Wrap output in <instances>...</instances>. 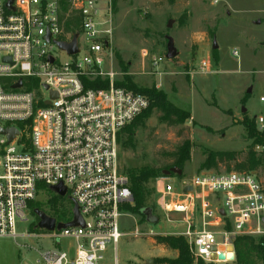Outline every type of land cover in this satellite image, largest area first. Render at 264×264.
Segmentation results:
<instances>
[{"label":"built area","instance_id":"2783aa9c","mask_svg":"<svg viewBox=\"0 0 264 264\" xmlns=\"http://www.w3.org/2000/svg\"><path fill=\"white\" fill-rule=\"evenodd\" d=\"M63 1L79 18L73 55L57 46L74 37L65 30ZM101 2L0 0V129L17 131L9 143L0 134V238L48 240L51 246L29 264H99L109 247L116 260L123 236L119 219L133 203L130 181L118 164V139L149 100L115 85L123 75L114 64L112 0H104L102 9ZM162 61L156 58L152 65ZM207 68L201 64L203 71ZM84 80L104 82L106 88H85ZM254 123L256 169L161 179L162 211L181 216L175 222L184 225L180 234L194 260L230 264L237 237L264 239V115ZM59 184L72 204V216L67 222L52 218L55 225L73 220V203L83 225L48 231L37 220L35 229L45 233H18L16 222H27L29 204ZM68 240L65 249L62 243ZM227 246L232 260L226 258Z\"/></svg>","mask_w":264,"mask_h":264},{"label":"rangeland","instance_id":"374dc122","mask_svg":"<svg viewBox=\"0 0 264 264\" xmlns=\"http://www.w3.org/2000/svg\"><path fill=\"white\" fill-rule=\"evenodd\" d=\"M103 4L104 0L101 9ZM111 5L114 64L123 75L117 83L127 76L140 91L162 92L169 103L190 118L169 125L152 108L148 117L135 119L139 125L130 141L121 132L120 170L129 181L131 174L137 176L143 169L152 171V177L142 184V208L135 210L133 202L119 219L123 236L116 260L109 247L99 264H158L159 259L177 258L178 252L157 245V237H182L184 230V225L175 222L181 220L180 215L164 213L161 208V179L175 181L176 174L165 176L164 172L177 168L183 143L189 141L190 150L179 175L182 177L234 170L253 149V140L240 121L243 113L253 120L264 115V103L259 102L264 97V0H174L172 4L169 0H112ZM103 18L101 11L98 20ZM169 40L176 49L172 60L166 58ZM159 57L163 59L159 66L152 65ZM202 63H207V71L201 69ZM206 150L236 156L229 163L218 164L216 170H200ZM131 190L134 195L132 186ZM36 204L57 222L71 219L70 200L50 189L37 195ZM148 209L158 218L157 223L144 218L143 212ZM26 218V223L16 222L18 233H45L35 229L38 219L29 206ZM70 243L64 241L62 246L67 249ZM50 246L40 237L0 238V264L32 263ZM198 262L193 259L192 264ZM253 264L261 263L254 259Z\"/></svg>","mask_w":264,"mask_h":264},{"label":"trees","instance_id":"16d2710c","mask_svg":"<svg viewBox=\"0 0 264 264\" xmlns=\"http://www.w3.org/2000/svg\"><path fill=\"white\" fill-rule=\"evenodd\" d=\"M172 4L174 0H169ZM63 16L65 18L64 26L65 30L76 35V30L79 26V18L75 16L73 12L69 11V6L66 2L62 3ZM216 50H213L215 52ZM125 76V75H124ZM85 88L91 89H102L106 88V83L100 82L98 80L90 82L83 81ZM116 87L125 88L127 90H131L133 92H137L145 95L149 100L148 108L143 111L137 118L140 117H148L149 110L154 108L158 110L161 115V120L167 122L169 125H179L182 124L183 121L190 118L189 114L178 110L171 103L166 100V96L162 92L156 93L155 91H140L136 89L133 84L130 82V79L126 76L123 82H119L115 84ZM136 118V119H137ZM135 121V119H134ZM132 122L127 127H125L121 132L127 135V142L132 139L135 128L139 125L138 121ZM141 123V122H140ZM240 124L247 131V136L249 139L253 140V144H257L259 140L257 139V133L255 130V124L253 119H248L246 114L243 113L242 120ZM252 125L254 127H252ZM120 142V136L118 139ZM189 150L190 143L189 141H185L183 145L180 147L179 158L177 159L175 166L182 169V165L185 161L189 160ZM206 159L201 164L200 170H211L217 169L218 164L229 163L233 161L236 156V153H224V152H212L206 150ZM257 157L252 152L249 151L247 153L246 159L244 162L236 163L233 171L244 172V171H252L257 168ZM231 171V170H229ZM151 172L147 169H143L136 176L134 174L130 175V183L134 192L133 202L135 204V210L142 208L144 201V188L143 183L151 176ZM39 204L30 203L29 207L31 208V214L33 216V211L37 208L39 209ZM135 212V211H134ZM157 245L164 246L165 248H170L176 250L178 252L177 258L175 259H159L157 260L158 264H192V257L189 254L187 244L182 237L174 238V237H157L156 239ZM155 242V243H156ZM234 252H235V261L234 264H253L254 259L259 261L261 264H264V239L263 238H253V237H237L234 241ZM199 264H203V262L199 261Z\"/></svg>","mask_w":264,"mask_h":264},{"label":"water","instance_id":"95a60500","mask_svg":"<svg viewBox=\"0 0 264 264\" xmlns=\"http://www.w3.org/2000/svg\"><path fill=\"white\" fill-rule=\"evenodd\" d=\"M11 2V0H9V3ZM7 6H9V4H7ZM46 40H49V36L46 37ZM57 46L59 47V49L65 51L67 54L69 55H73L77 52V36L74 35V37L72 38L70 43H63V42H58ZM212 49L216 50L217 49V45L215 43V41L213 42L212 45ZM176 57V49L173 46V43L171 40L168 41V45H167V55L166 58L168 60H172ZM50 62H52V59H49ZM4 61H8V59H5ZM21 86V83H17L16 85L13 86V88H19ZM45 89H47L46 86H44ZM57 97L56 93L51 92L50 93V99H55ZM49 101L45 102V105H48ZM0 134H5L7 135V140L8 143L11 142V140L14 138V136L17 134V131L15 129H5V130H1L0 129ZM174 173L177 176L180 175L181 170L178 168H172L169 171H165L164 175L168 176L169 174ZM50 190L55 192L58 196L60 197H64L65 196V188L63 186H61V184L57 185V186H52L50 187ZM34 215L37 217L38 219V224L37 226L39 228H44L48 231H52L54 229V227L56 226L57 229L60 228H65V227H70V226H77V225H83V222L81 220V217L78 214V210H77V206L75 203H73V220L67 224H57L55 225V220L52 218L47 217L42 211H40L39 209H35L33 211ZM144 218H146V220L150 223H157L158 222V218L152 213V210H146L143 212ZM220 250H222L223 248L220 247ZM213 259L215 257H212ZM219 258H223V256H219ZM233 259V253H232V258ZM23 264H29L28 262H23ZM149 264H152V261H149Z\"/></svg>","mask_w":264,"mask_h":264},{"label":"bare ground","instance_id":"6f19581e","mask_svg":"<svg viewBox=\"0 0 264 264\" xmlns=\"http://www.w3.org/2000/svg\"><path fill=\"white\" fill-rule=\"evenodd\" d=\"M231 250H232V247H231V246H227V247H226V251H227L226 258H227V259L229 258V260H231V258H232Z\"/></svg>","mask_w":264,"mask_h":264}]
</instances>
